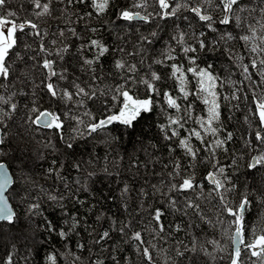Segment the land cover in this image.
<instances>
[{
  "label": "trees",
  "instance_id": "16d2710c",
  "mask_svg": "<svg viewBox=\"0 0 264 264\" xmlns=\"http://www.w3.org/2000/svg\"><path fill=\"white\" fill-rule=\"evenodd\" d=\"M39 2L48 4L47 13L33 0L0 6V15L25 23L6 58L9 75L0 77V96L8 101L0 102V161L13 173L8 196L16 209L11 222H0V264L9 258L11 264H52L50 257L55 264H264V252L253 255L246 246L264 235V164L249 167L254 154L264 155L256 138L264 136L258 109L264 101V0H239L231 13L223 0H168L167 9L158 0H108L104 12L93 0ZM194 6L202 11L193 12ZM125 10L148 19H123ZM205 13L211 20L200 19ZM225 17L228 23L221 22ZM91 40L108 48L99 59ZM45 60L54 62L51 78ZM173 65L185 77L184 91ZM202 70L215 77V134L201 126L208 119L205 97L211 99L200 90ZM76 85L88 95L77 94ZM118 88L151 99L150 110L131 126L114 121L91 131L122 107ZM169 96L178 109L169 106ZM33 109L53 112L62 126L39 127ZM209 171L223 187L206 179ZM185 178L194 187L179 190Z\"/></svg>",
  "mask_w": 264,
  "mask_h": 264
},
{
  "label": "snow or ice",
  "instance_id": "6c2138e0",
  "mask_svg": "<svg viewBox=\"0 0 264 264\" xmlns=\"http://www.w3.org/2000/svg\"><path fill=\"white\" fill-rule=\"evenodd\" d=\"M33 3L35 4V6L37 8H43V12L47 13L49 11V6L48 4H43L41 5L39 0H33ZM159 6L161 9H167L170 7L168 0H158ZM239 0H223V9L225 12L227 13H231L233 11V6L234 5H238ZM5 4V0H0V6H3ZM93 6L96 8V10L98 12H104L108 6V0H93ZM139 7H144L143 4L141 5H136ZM193 12H196L197 14L200 13L201 9L200 8H193L192 9ZM169 14H175L173 13H167L165 12L164 15H169ZM9 16H14L15 13H8ZM39 15V14H38ZM121 18L126 19V20H133V19H144L147 20L148 17H140L139 13H132L129 12L127 10L123 11L121 14ZM200 19L201 20H211L210 16H206V15H200ZM222 23H228L229 20L227 17H225L224 20L221 21ZM27 24H30V26L35 29L37 28L36 24H32L30 21L26 22ZM25 28V23H20L17 24L14 20H9L7 19L5 16L0 15V77H4L7 78L9 75V68L6 64V58L9 55L10 50L14 47V45L16 44V38H15V33L16 31L19 30H23ZM38 34V33H37ZM243 39L248 40L249 37L245 36L243 37ZM91 46L96 47L99 51L97 53V59H99L100 56H103L107 51L108 48L105 47L103 44H101L99 41L97 40H91ZM201 46H203L202 42H201ZM66 51V49H65ZM185 51H194V49H185ZM252 51H257V48L254 47L252 49ZM87 64H92L93 61L92 60H87L85 61ZM54 62L49 61V60H45L43 63V67L45 69L49 70V78H51V76H55L56 72L53 70L52 65ZM261 64H264V60H261ZM116 66L118 68H122L124 67V65L120 62L117 61L116 62ZM253 67L256 66L255 61H253ZM134 67V66H133ZM174 68V75L176 73H180V75L178 76V79L181 82V91H184L183 88V84L185 81V77L181 71V68L173 65ZM189 71L192 72H196L195 69H189ZM245 71H247V66H245ZM198 75L201 77L200 79V84L202 85L201 87V92H205L208 94V96L211 97V99L209 100L207 97H205V104L209 105L208 108V119L207 121H201V126L205 127V124L207 125V127H205V131L206 132H210L212 134H215L217 129L211 127V125L213 124L214 121H218L219 120V105L216 101V93L215 91H213V89L215 88V77H213L211 75V73H209L207 70H202L198 73ZM61 78H63V75H61ZM153 78L154 79H159L158 76H156L153 73ZM144 83L147 85V87L149 89H153V85L148 83V81H144ZM46 87L48 88L49 92L51 93L52 96H56L57 92L54 89L53 84L49 83L46 85ZM78 92L77 94H84V95H88V93L85 92V90L83 88H80L78 85H76ZM154 90V89H153ZM117 92L119 94V97H122V107L118 110L117 113L112 114L107 116L106 119H102L100 120L98 123L92 124L91 125V131H96L98 128H103L106 127L107 125L113 123L114 121H118L124 125L127 126H131L132 122L136 119V117L140 114L141 111H148L151 108V104L152 101L151 99H140L138 97L134 98L132 95L129 94L128 90H125L123 88H118ZM65 96H67L69 99L71 98V94L65 92L64 93ZM94 95V93H93ZM185 95H187V93H185ZM118 97L117 96H113V100H117ZM0 102H4V103H8V101L4 100V97L0 96ZM168 104L169 106L175 107V108H179V105H177L176 101L169 96L168 97ZM16 107L15 104L11 105V108L14 110ZM258 109H259V120L261 123H264V101H261L258 103ZM33 111L38 112L39 114L37 115L36 119L33 120L32 122L38 125H42L44 127L47 128H51L53 126H55L56 128H60L62 125L58 122L59 121V116L54 115L51 112H39L38 109H33ZM172 123H178V121H172ZM176 133L174 132L173 135H175ZM194 135H196L198 138L200 137V133L199 132H195ZM256 138L258 140H260L262 143H264V136H261L260 133L256 134ZM202 139V138H201ZM228 139H231V134L228 135ZM0 143H3V139L0 138ZM181 145L187 149V151L192 154L193 156L195 155V153L193 152V149L189 146L188 141L187 140H181L180 141ZM216 145L220 146L223 144V141L220 140H216ZM69 147H71V145H69ZM257 164H264V155L258 156L254 158V163L250 164L249 167L250 168H255L257 166ZM220 173H223L224 169L221 168ZM206 179L211 180V182L213 184H215L217 187H223L222 183L220 180L215 178V175L213 173H209L208 177H206ZM9 184V180H8V173L5 170V166L3 164H0V220H6L11 222L13 220L14 217V212L12 211V209L10 208L8 201L5 197V190L7 188V185ZM173 187H177L176 185H173ZM194 187L193 181L191 178H185L182 179V182L179 184L178 189L179 190H186V189H191ZM52 199H55V197H53ZM248 203L247 198H245V200L241 203L240 205V212L241 214L243 213V211L245 210V205ZM229 213H231L233 216H236L237 213L233 212V210L231 208H227L226 209ZM161 211L158 209L156 210V214H155V218L156 220L160 219L161 216ZM242 220V215L237 217V223H238V227L236 229V237L239 238L240 234H241V230H242V224H240V221ZM162 225H161V229H162ZM61 235H64V233H61ZM109 233L108 232H104L103 233V237H108ZM135 239L140 240L141 239V235L139 232H137L134 236ZM249 248H260L261 252H264V235H261L258 239L254 240L251 244L246 245ZM145 255L148 257L149 260H151V255L148 253V250L145 249ZM235 254L236 257H239L240 255V249L237 247L235 250ZM259 252L253 251V255H259ZM52 264H55V258L54 257H50ZM8 264H11V259L9 258ZM232 264H237V260L233 259Z\"/></svg>",
  "mask_w": 264,
  "mask_h": 264
},
{
  "label": "water",
  "instance_id": "95a60500",
  "mask_svg": "<svg viewBox=\"0 0 264 264\" xmlns=\"http://www.w3.org/2000/svg\"><path fill=\"white\" fill-rule=\"evenodd\" d=\"M193 8H200V7H198V6H194ZM201 9V8H200ZM202 11V10H201ZM200 11V12H201ZM132 13H139V12H132ZM196 13V12H195ZM204 15H206V16H210V14H208V13H205ZM139 16L140 17H146V16H144V15H142L141 13H139ZM138 20H140V18H137ZM133 20H135V19H133ZM45 111H47V112H51V111H49V110H45ZM45 111H43V112H45ZM51 113H53V112H51ZM54 114V113H53ZM55 115V114H54ZM38 125V124H37ZM39 127H41V128H44V129H46L47 127H44V126H42V125H38ZM1 135H2V128L0 127V137H1ZM255 157H257V155L256 154H254L253 156H252V159H251V164L252 163H254V158ZM0 164H3L4 166H5V170L7 171V173H8V180H9V184L7 185V188H6V190H5V197H6V199H7V201H8V204H9V206H10V208L12 209V211L14 212V217H15V215H16V209H15V206L13 205V203L11 202V200L9 199V196H8V191H9V189L13 186V184H14V176H13V173H12V171H11V168H10V166L8 165V163L7 162H5V161H0ZM209 173H213L212 171H209L207 174H206V177H208V175H209ZM214 174V173H213ZM209 181H211V180H209ZM214 186L216 187V188H218L215 184H214ZM245 209H246V205H245ZM241 213V212H240ZM245 213V210L243 211V213L242 214H244ZM14 217H13V219H14ZM1 221H6V220H0V222ZM243 245V238H242V235L240 234V237L239 238H237L236 237V233L234 234V236H233V249H234V251L236 250V248L238 247V248H240L241 246ZM254 251H257L259 248H252Z\"/></svg>",
  "mask_w": 264,
  "mask_h": 264
},
{
  "label": "rangeland",
  "instance_id": "374dc122",
  "mask_svg": "<svg viewBox=\"0 0 264 264\" xmlns=\"http://www.w3.org/2000/svg\"><path fill=\"white\" fill-rule=\"evenodd\" d=\"M59 122V121H58ZM60 123V122H59Z\"/></svg>",
  "mask_w": 264,
  "mask_h": 264
}]
</instances>
